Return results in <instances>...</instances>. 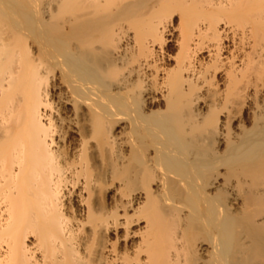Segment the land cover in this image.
<instances>
[{
    "label": "bare ground",
    "instance_id": "6f19581e",
    "mask_svg": "<svg viewBox=\"0 0 264 264\" xmlns=\"http://www.w3.org/2000/svg\"><path fill=\"white\" fill-rule=\"evenodd\" d=\"M0 264H264V0H0Z\"/></svg>",
    "mask_w": 264,
    "mask_h": 264
},
{
    "label": "rangeland",
    "instance_id": "374dc122",
    "mask_svg": "<svg viewBox=\"0 0 264 264\" xmlns=\"http://www.w3.org/2000/svg\"><path fill=\"white\" fill-rule=\"evenodd\" d=\"M173 50H174V53H175V52H176V51H175V47L172 46L171 51H173Z\"/></svg>",
    "mask_w": 264,
    "mask_h": 264
}]
</instances>
